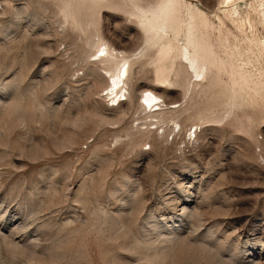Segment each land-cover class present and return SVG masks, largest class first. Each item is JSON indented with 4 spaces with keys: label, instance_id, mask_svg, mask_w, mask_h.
Returning a JSON list of instances; mask_svg holds the SVG:
<instances>
[{
    "label": "rangeland",
    "instance_id": "374dc122",
    "mask_svg": "<svg viewBox=\"0 0 264 264\" xmlns=\"http://www.w3.org/2000/svg\"><path fill=\"white\" fill-rule=\"evenodd\" d=\"M115 1L0 0V264H264V100L227 104V75L189 66L180 17L149 34ZM180 1L231 38L246 27L264 80V0L235 3L251 28L221 0ZM97 38L130 59L110 97Z\"/></svg>",
    "mask_w": 264,
    "mask_h": 264
},
{
    "label": "bare ground",
    "instance_id": "6f19581e",
    "mask_svg": "<svg viewBox=\"0 0 264 264\" xmlns=\"http://www.w3.org/2000/svg\"><path fill=\"white\" fill-rule=\"evenodd\" d=\"M90 1L100 2L103 0ZM138 1L117 0L113 2V5H122L130 17L137 18L141 21L142 28L148 31L149 34L157 33L158 31L167 32L170 29L172 18L175 15L180 17L183 21L181 25L185 30V57L189 66L191 68H206L209 73V78L213 82L218 80L220 74L227 75L230 86L227 91V104H238L242 100L241 92L243 97L248 98L253 93H256V95L264 100V80L258 79L260 77L259 73L250 74L249 70L245 68L251 56L254 57L256 55L255 47L257 46V44L246 39V27L242 28L237 22L236 29L244 37L239 39L236 35L231 34V38L230 33L220 20L219 15H214V21L205 10L193 4L191 1L156 0L152 10H146L138 6ZM236 1L221 0L224 5L223 10L221 9V15L227 18V20L241 21L246 19L248 27L251 28L252 26L248 16L246 15L245 18L241 16L242 13L240 14L235 5ZM68 14L75 21V24L83 26V30L88 27L90 23L89 19H84L80 23L77 21L74 5L69 9ZM90 48L91 52L89 56L92 58L88 61L92 64L97 63L102 65L103 74L107 77V84L104 88L106 90L105 96H113L118 92L116 87L119 84H124L128 78L129 56L109 47L101 38H97L94 42L92 41ZM235 64L237 68H235ZM192 76L195 78L198 77L197 74L189 75L188 82ZM254 79L257 80L255 81ZM192 85L196 84L192 83ZM140 99L146 105L145 108H149L146 112L145 108L141 106L142 110L146 112L145 118L155 117L157 112L162 109L161 102L158 103L160 100L158 95L150 89H144L142 91L138 98L139 106L141 105ZM118 104L119 102L116 103V106ZM172 107L174 105L169 108ZM177 132L178 129L176 130ZM194 138L195 135L193 136Z\"/></svg>",
    "mask_w": 264,
    "mask_h": 264
}]
</instances>
